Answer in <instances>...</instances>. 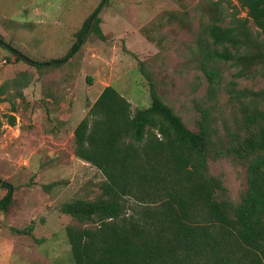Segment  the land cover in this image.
I'll use <instances>...</instances> for the list:
<instances>
[{"label": "trees", "instance_id": "1", "mask_svg": "<svg viewBox=\"0 0 264 264\" xmlns=\"http://www.w3.org/2000/svg\"><path fill=\"white\" fill-rule=\"evenodd\" d=\"M232 2L244 9V16L236 5L229 9ZM204 13L191 62L205 77L206 97L213 103L197 104L195 130L162 99L143 63L149 106L132 111L130 102L107 85L74 128L75 156L104 176L97 198L60 206L81 224H91L65 227L74 264H264V89L235 87L240 77L264 76V0H211ZM176 16L158 21L157 30ZM89 17L64 57L33 63L9 51L37 69L58 66L72 54ZM99 23L95 14L89 28L104 39ZM227 64L235 71L222 88ZM18 81L15 77L3 84L14 87ZM222 89L228 94L233 127L224 123L218 132L212 113ZM17 95L23 97L21 91ZM7 123L15 124L13 114ZM220 158L244 170L246 186L237 201L226 195L221 176L210 171V161ZM0 186L7 183L0 179ZM10 201L7 193L0 212L8 210ZM31 230L15 229L25 234Z\"/></svg>", "mask_w": 264, "mask_h": 264}, {"label": "rangeland", "instance_id": "2", "mask_svg": "<svg viewBox=\"0 0 264 264\" xmlns=\"http://www.w3.org/2000/svg\"><path fill=\"white\" fill-rule=\"evenodd\" d=\"M208 1L106 0L97 12L105 38L89 28L77 49L58 66L37 69L16 60L0 45V86L4 85L0 94V179L7 183V187L0 186V200L12 188L8 210L0 212V264H74L65 227L91 224H81L61 212L60 206L77 198H97L104 176L75 156L73 131L105 86L122 94L132 111L149 106V79L142 73L143 63L162 99L188 128H197V104L213 103L206 97L205 77L191 62ZM100 2L0 0L2 41L35 63L64 57ZM234 5L244 16L236 2L229 9H236ZM171 13L177 19H165L157 30V22ZM24 71L29 75L23 76ZM234 71L229 64L224 67L220 87L226 86ZM15 77L18 85L3 84ZM235 87L264 89V76L240 77ZM215 103L214 127L218 132L224 123L232 128L231 105L224 89ZM10 114L15 116L14 125L7 123ZM210 171L221 176L226 195L237 201L246 186L242 166L220 158L210 161ZM29 226L30 234L15 231Z\"/></svg>", "mask_w": 264, "mask_h": 264}, {"label": "water", "instance_id": "3", "mask_svg": "<svg viewBox=\"0 0 264 264\" xmlns=\"http://www.w3.org/2000/svg\"><path fill=\"white\" fill-rule=\"evenodd\" d=\"M105 1H106V0H101L100 4L96 7V9H95V10L93 11V13L90 15V17H89V21H88V25H87V28H86V31H85V33L83 34L81 40L78 42V45L75 47V49L80 45V43L82 42V40H83L84 37L86 36L87 31H88V29H89V26H90V24H91V21H92L94 15L97 14V12L99 11L101 5H102ZM0 45H2V46H4V47H7L9 50H13L15 54L20 55L24 60L29 61V62H32V61L29 60L27 57H25L23 54H21L20 52H18L17 50H15L14 48H12L11 46L7 45V44H6L4 41H2L1 39H0ZM55 62H56V61H55ZM33 63H35V62H33ZM11 190H12V188L10 187V192L8 193V196H10V194H11Z\"/></svg>", "mask_w": 264, "mask_h": 264}, {"label": "built area", "instance_id": "4", "mask_svg": "<svg viewBox=\"0 0 264 264\" xmlns=\"http://www.w3.org/2000/svg\"><path fill=\"white\" fill-rule=\"evenodd\" d=\"M4 62H5V61H4ZM4 62H3V63H4Z\"/></svg>", "mask_w": 264, "mask_h": 264}]
</instances>
